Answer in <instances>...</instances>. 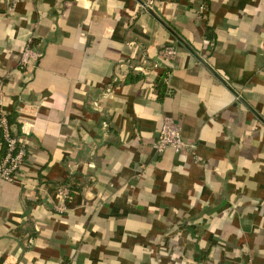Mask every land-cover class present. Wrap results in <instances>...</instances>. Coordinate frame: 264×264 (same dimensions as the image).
<instances>
[{"label":"crops","instance_id":"crops-1","mask_svg":"<svg viewBox=\"0 0 264 264\" xmlns=\"http://www.w3.org/2000/svg\"><path fill=\"white\" fill-rule=\"evenodd\" d=\"M13 1L0 83L28 154L0 178V264H264V0ZM164 116L181 153L156 150Z\"/></svg>","mask_w":264,"mask_h":264},{"label":"built area","instance_id":"built-area-1","mask_svg":"<svg viewBox=\"0 0 264 264\" xmlns=\"http://www.w3.org/2000/svg\"><path fill=\"white\" fill-rule=\"evenodd\" d=\"M21 0H14L8 11L13 12L16 5ZM199 1V13L203 15L207 11V0ZM177 50L174 47H167L161 51V55L166 59H175L177 57ZM40 57V53L33 49L32 46H27L20 55L19 67L21 70H28L31 61H37ZM113 83H118L116 79ZM3 83H0V139L4 147V156L0 161V178L13 182L18 172L23 167L28 150L25 144L20 140L17 134L16 127L11 124L10 112L6 110L3 94ZM186 144L179 125L170 116H164L162 125L159 132V139L156 144V150L158 153H164L166 150L171 149L175 153H181L187 149ZM59 191V206L57 210L63 212L66 206L65 203L69 200L71 192L68 188L61 187Z\"/></svg>","mask_w":264,"mask_h":264},{"label":"trees","instance_id":"trees-1","mask_svg":"<svg viewBox=\"0 0 264 264\" xmlns=\"http://www.w3.org/2000/svg\"><path fill=\"white\" fill-rule=\"evenodd\" d=\"M156 1H159V2H175V3H177V2H180L181 0H156ZM205 37H206L209 41L213 42V40H214V34H213V31H211L210 29H207V32H206V34H205ZM167 73H168V70L165 71V73H164V75H163V78H165V77L167 76ZM131 75H132V74H131ZM129 81H132V78H129ZM160 96L163 97V95H162L161 92H160ZM13 123H14V120H13V121L11 120V124H13ZM71 192H72V191H71Z\"/></svg>","mask_w":264,"mask_h":264},{"label":"water","instance_id":"water-1","mask_svg":"<svg viewBox=\"0 0 264 264\" xmlns=\"http://www.w3.org/2000/svg\"><path fill=\"white\" fill-rule=\"evenodd\" d=\"M242 100V99H241ZM243 101V100H242Z\"/></svg>","mask_w":264,"mask_h":264}]
</instances>
